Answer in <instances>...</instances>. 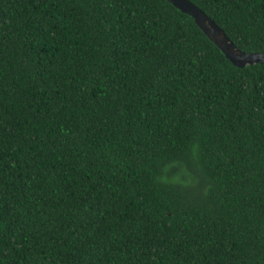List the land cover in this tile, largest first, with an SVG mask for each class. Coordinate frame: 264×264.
Masks as SVG:
<instances>
[{"label": "trees", "instance_id": "obj_1", "mask_svg": "<svg viewBox=\"0 0 264 264\" xmlns=\"http://www.w3.org/2000/svg\"><path fill=\"white\" fill-rule=\"evenodd\" d=\"M188 1L264 52V0ZM0 264H264V63L168 0H0Z\"/></svg>", "mask_w": 264, "mask_h": 264}, {"label": "water", "instance_id": "obj_2", "mask_svg": "<svg viewBox=\"0 0 264 264\" xmlns=\"http://www.w3.org/2000/svg\"><path fill=\"white\" fill-rule=\"evenodd\" d=\"M181 13L190 16L201 32L220 50L225 58L236 68L263 64V53H244L238 50L223 30L205 13L188 0H168Z\"/></svg>", "mask_w": 264, "mask_h": 264}]
</instances>
